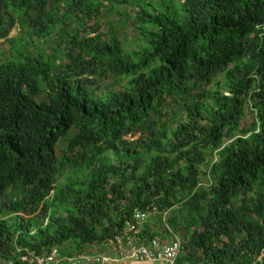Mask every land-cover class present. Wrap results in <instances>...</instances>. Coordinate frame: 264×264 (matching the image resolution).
Here are the masks:
<instances>
[{
  "label": "trees",
  "instance_id": "obj_1",
  "mask_svg": "<svg viewBox=\"0 0 264 264\" xmlns=\"http://www.w3.org/2000/svg\"><path fill=\"white\" fill-rule=\"evenodd\" d=\"M0 42V264L136 210L177 264H264V0H0Z\"/></svg>",
  "mask_w": 264,
  "mask_h": 264
},
{
  "label": "built area",
  "instance_id": "obj_2",
  "mask_svg": "<svg viewBox=\"0 0 264 264\" xmlns=\"http://www.w3.org/2000/svg\"><path fill=\"white\" fill-rule=\"evenodd\" d=\"M150 215L149 210H136L132 218L126 221L121 233L103 244L107 247V252L100 250L75 252L72 257L66 258L67 261L70 264H111L115 258L119 257L131 259L139 264H177L176 261L182 249V243L178 238L162 240L160 238L145 239L142 236L141 233ZM63 259L58 247L42 255L28 252L27 255L22 256L23 261L31 264H61Z\"/></svg>",
  "mask_w": 264,
  "mask_h": 264
},
{
  "label": "rangeland",
  "instance_id": "obj_3",
  "mask_svg": "<svg viewBox=\"0 0 264 264\" xmlns=\"http://www.w3.org/2000/svg\"><path fill=\"white\" fill-rule=\"evenodd\" d=\"M121 11H122V14H121ZM132 10L130 9V7L128 6H124V7H120L118 8L117 10V13L116 15L114 16L115 18V21L118 23L121 16L124 17V22H127V26L124 28V42H130L128 45H125L127 48L130 46H133L134 47V42L136 41V36H137V32L135 30V27H134V24L136 23V17L135 15L131 12ZM126 12V13H125ZM124 13L127 15V13H130L131 15L130 16H125ZM75 26H78L77 24H75ZM79 28V26H78ZM20 33V30L18 28H16L15 30H13L12 32V36H16ZM93 35V34H91ZM55 37V36H54ZM50 43V42H49ZM131 44V45H130ZM39 46L41 48H45L46 50L48 49V46L45 45L44 43H40ZM35 46H32V48H34ZM132 47V48H133ZM38 48V49H37ZM36 49L39 50L40 48L37 47ZM9 52H10V45L6 42V43H3V42H0V58L6 56V54L9 55ZM115 80L113 78H109L105 81V83H109V84H115ZM180 104L178 103H175L174 101H172L168 107L169 110L171 111H179L180 110ZM65 178V177H64ZM205 183H207V181L205 180L204 181ZM149 222L153 225L156 224L157 222V218L154 216V215H150L149 219L146 221V223ZM91 249L90 250H94V251H101V252H107V247H105L103 245L102 246H93V247H90ZM65 264H70V262H66Z\"/></svg>",
  "mask_w": 264,
  "mask_h": 264
},
{
  "label": "crops",
  "instance_id": "obj_4",
  "mask_svg": "<svg viewBox=\"0 0 264 264\" xmlns=\"http://www.w3.org/2000/svg\"><path fill=\"white\" fill-rule=\"evenodd\" d=\"M111 264H139L131 259H120L119 257L114 259Z\"/></svg>",
  "mask_w": 264,
  "mask_h": 264
},
{
  "label": "bare ground",
  "instance_id": "obj_5",
  "mask_svg": "<svg viewBox=\"0 0 264 264\" xmlns=\"http://www.w3.org/2000/svg\"><path fill=\"white\" fill-rule=\"evenodd\" d=\"M88 251V250H87ZM81 252V251H80Z\"/></svg>",
  "mask_w": 264,
  "mask_h": 264
}]
</instances>
